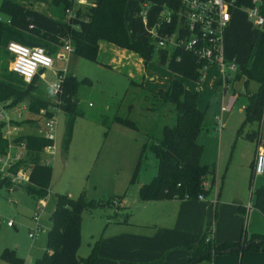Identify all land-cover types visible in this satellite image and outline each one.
Instances as JSON below:
<instances>
[{"label":"rangeland","instance_id":"374dc122","mask_svg":"<svg viewBox=\"0 0 264 264\" xmlns=\"http://www.w3.org/2000/svg\"><path fill=\"white\" fill-rule=\"evenodd\" d=\"M16 1L48 16L63 19L60 1ZM165 3L166 0H128L126 23L133 42L151 32ZM258 32V27L246 11H232V20L225 29V58H235L240 71L249 66L254 57L259 43ZM118 49L121 48L111 42L101 41L94 57L69 53L67 63L56 60V72L46 70L35 87H23L27 91L26 101L30 100L28 95L38 96L61 111L58 126L60 148L51 165L53 177L45 199L23 186L18 189L0 186V264H10L1 258L6 248L24 258V264H33L44 254L57 194L71 199H78L83 194L87 200L105 202V205L86 207L82 213L81 246L78 251L81 259L87 258L96 245L99 249L105 237L113 238L120 222L142 216L143 213L137 214L135 206L141 200L140 187L151 182L158 171V160L150 148L151 143L162 138L166 124L176 122L173 106L156 101L152 93L166 88L168 81L174 78L180 79L186 88L198 94V106L204 113L203 128L197 141L203 147L201 162L215 170L212 188L210 180H207L212 191L211 235L216 234L221 226L225 227L226 222L231 224L232 218L239 212V205L246 207L241 211L245 220L243 232L235 241L243 236L246 244L253 235H264V217L254 206L255 190L264 186V174L255 175L252 180L257 147L254 141L246 138V133L257 127L255 124L248 125L243 135L237 134L246 118L245 108L249 104L247 92H258L260 84L251 80L246 88V77L242 76L241 79L234 77L229 87H225L220 81L218 66L206 71L200 81H195L173 73L167 63L160 64L158 49L147 63L140 61L141 57L129 50L125 52L129 55L128 59L127 56L120 57ZM114 57L115 61L112 60ZM11 62L12 56L4 49L0 57V79L13 77L17 78V84H22L21 77L10 72ZM58 76L61 92L54 94L52 84L59 80ZM86 78L90 82H83ZM26 101L4 112L22 113V132L37 133L36 115L24 110V106L28 105ZM222 106L227 108V112L223 128L219 130L218 118ZM73 109L80 116L76 119L70 147L65 151L66 119ZM31 117H34L33 120ZM116 117L128 118L136 128L118 123ZM261 148L264 151V127ZM140 158L136 179L132 181ZM110 199L111 202L106 203ZM41 201H44V210L37 223L34 220L35 209ZM9 222L11 225H8ZM37 224L41 230L38 237L32 239L29 234ZM230 240L233 239L223 237L219 243ZM219 243L215 242L216 245ZM205 249V242H201L195 246L194 252ZM242 254V264H264V251L244 250Z\"/></svg>","mask_w":264,"mask_h":264},{"label":"trees","instance_id":"16d2710c","mask_svg":"<svg viewBox=\"0 0 264 264\" xmlns=\"http://www.w3.org/2000/svg\"><path fill=\"white\" fill-rule=\"evenodd\" d=\"M62 2L63 19L48 16L16 0H2L0 12L10 23L0 21V57L10 42H18L28 46H42L51 55H55L63 39L69 37L73 46V53L80 56L94 57L98 52L99 43L108 41L119 48L137 53L147 63L152 59L156 50L153 38L150 35L133 42L126 23V8L128 0H92L94 6L77 11V17L69 23L66 21V9L70 6L69 0H57ZM169 1V0H166ZM240 6L252 5V0H237ZM264 14V5H263ZM259 43L254 57L249 66H245L236 75L241 79L245 76L244 85L247 88L251 80L257 81L260 86L258 92H247L249 104L245 108V121L238 130V135L245 133L248 125H256V129L246 133V138L256 143L258 148L262 144L264 124V31L257 33ZM10 55V54H9ZM11 56V55H10ZM249 58V57H248ZM249 59H247L248 61ZM160 64H168L173 73L200 81L203 76L194 56L183 50L170 53L160 49ZM12 74L19 76L12 71ZM20 77V76H19ZM17 84V78L6 77L0 79V103L10 101L8 108H13L26 101L27 88L35 87L38 78L32 83ZM83 82H90L84 79ZM28 110L38 113L42 108L51 103L41 97L28 95ZM152 97L160 103H170L176 114V122L173 125L166 124L163 127V135L159 140L151 143V150L158 160V171L151 182L144 183L140 187V199L142 201L180 199L186 196L189 199H198L200 194L205 197L210 195V187L214 184L215 170L201 162L202 145L197 138L203 128L204 113L198 106V94L186 88L184 83L174 78L168 81L166 88L153 91ZM80 113L74 109L70 111L66 119V130L63 139V149L66 151L73 138L74 126ZM115 121L127 127L136 128L134 122L128 118L116 117ZM22 121L19 122L22 125ZM18 140L27 143L28 152L23 161L30 167L29 182L25 189L36 194L41 199L49 195L53 177L52 166L41 163L43 148L50 143L38 133L21 135ZM8 141L2 135V123H0V154L7 152ZM137 165L132 181L136 179ZM255 177L252 165V180ZM210 180V187L205 188L204 182ZM251 180V183H252ZM7 180L1 185H6ZM0 185V186H1ZM121 198V197H119ZM112 199L107 200L110 203ZM113 201L118 202L117 199ZM105 205V202L96 203L87 200L83 194L78 199H71L67 195L57 194L55 208L51 216L52 227L48 231L47 250L34 261V264H95L98 259L97 245L87 258H79L78 251L81 246L82 213L86 207ZM254 206L264 217V186L256 188ZM244 211L243 206L239 207ZM1 228V222H0ZM212 232L210 222L207 231L199 243L205 242L206 249L194 253L189 264L202 259H211L218 252H238L236 247L248 245L246 250L264 251V235H253L249 242H225L216 245L211 239ZM255 237V238H254ZM208 248V249H207ZM8 248L2 253L1 258L10 264H24V259L10 253ZM240 263V261H239Z\"/></svg>","mask_w":264,"mask_h":264},{"label":"built area","instance_id":"2783aa9c","mask_svg":"<svg viewBox=\"0 0 264 264\" xmlns=\"http://www.w3.org/2000/svg\"><path fill=\"white\" fill-rule=\"evenodd\" d=\"M70 6L66 9V21L69 23L77 17V11L94 6L92 0H69ZM264 0H252L250 6H240L237 0H169L166 1L162 13L159 15L155 27L148 34L153 38L156 49L168 50L171 54L177 50H183L194 56L199 68L204 74L213 66H218L221 72L220 81L225 87L234 80L233 76L240 69L235 58L226 60L224 42L225 29L232 20V11L235 9L247 12L259 31H264ZM10 23L9 19L0 16V21ZM7 50L12 56L10 71L19 75L26 83L38 81L46 70H54L56 60L60 62L69 60L67 54L73 52V46L69 37L63 39V44L55 55L48 53L42 46H28L18 42H10ZM55 71V70H54ZM56 72V71H55ZM62 72V71H60ZM66 73V70H64ZM59 74V73H58ZM65 76V75H64ZM52 84L54 94L61 92L60 77ZM10 101L0 103V123H2V135L8 141L7 152L0 154V185L7 180L9 188L21 187L29 182L30 167L23 161L26 158L28 148L24 140H18L23 135L22 113L13 111L12 114L4 112ZM28 110V105L24 110ZM29 113H32L28 110ZM61 111L53 106L42 108L36 115L38 121L37 133L50 143L43 148L41 163L51 166L58 155L60 141L58 137L59 113ZM225 106L221 107V116L218 118L219 130L223 128ZM32 120L34 117H31ZM262 145V144H261ZM258 147L253 171L255 175L264 174V151ZM208 181L204 182L207 189ZM186 198H189L187 195ZM200 199L206 198L203 194ZM44 201L36 206L34 220L38 223L40 213L44 210ZM8 225H11L9 222ZM41 226L31 230L29 236L32 239L38 237ZM210 237L208 238V240Z\"/></svg>","mask_w":264,"mask_h":264},{"label":"crops","instance_id":"0c3cea01","mask_svg":"<svg viewBox=\"0 0 264 264\" xmlns=\"http://www.w3.org/2000/svg\"><path fill=\"white\" fill-rule=\"evenodd\" d=\"M116 51L121 54L120 57L127 56L128 59L129 55L125 54L127 49ZM112 60L115 61L116 58ZM140 61H143V58H140ZM210 199L209 195L204 199L138 201L135 204L137 214L143 213L142 216L120 222L118 230L113 232V238L105 237L98 249L95 264H189L191 256L195 253V246L207 231L212 213ZM240 206L246 210L244 205ZM239 207V212L232 218L231 224L226 222L225 227L221 226L213 236L210 233L212 242L219 243L223 237L233 240L222 243L239 242L243 239L242 236L235 241L241 231L243 232L245 220ZM242 256V253L235 251L218 252L211 259H202L191 264H242Z\"/></svg>","mask_w":264,"mask_h":264},{"label":"water","instance_id":"95a60500","mask_svg":"<svg viewBox=\"0 0 264 264\" xmlns=\"http://www.w3.org/2000/svg\"><path fill=\"white\" fill-rule=\"evenodd\" d=\"M23 187L25 186L24 184L22 185ZM19 187H15V189H18ZM248 248V245H242V246H239V247H236V251H244Z\"/></svg>","mask_w":264,"mask_h":264}]
</instances>
